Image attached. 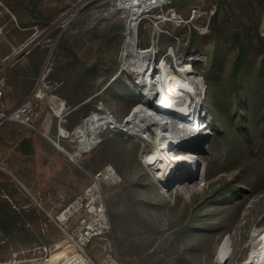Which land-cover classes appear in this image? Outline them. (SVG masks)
<instances>
[{
  "label": "rangeland",
  "instance_id": "374dc122",
  "mask_svg": "<svg viewBox=\"0 0 264 264\" xmlns=\"http://www.w3.org/2000/svg\"><path fill=\"white\" fill-rule=\"evenodd\" d=\"M117 3L118 0H0V79L7 68L13 66L16 73L31 72L40 58L43 70L57 69L61 64V68L69 71V60L76 62V59L65 57V46L68 49L85 47L97 50L96 54L108 55L109 47L105 42L98 43L104 40L97 34L107 26L116 25H123L124 33L127 21L134 16L130 10H118ZM194 6L208 13L209 28L202 36L198 25L206 18H192ZM165 9L171 11L165 18L173 20L177 26L166 22L164 28L180 43L166 35L162 37L163 43L178 48L180 54L187 53L186 59L197 62L194 69L204 78L203 105L210 136L207 138L209 150L200 156V178L191 184H172L165 193L145 163V157L153 154L148 143L141 137L135 140L125 138L123 133L113 136L103 133L96 147L79 160L83 168V189L88 186L91 174L109 164L121 178L117 184L103 190L112 225L108 238L113 244L115 262L213 264L227 237L230 252L237 258L253 233L264 227V126L259 122V111L250 115L249 124L243 125L235 106L238 98L230 93L232 97L224 98L229 104L221 99L218 103L219 117L213 113L216 112L214 98L225 86L230 89V68L238 56L236 44L246 45L249 39H255L257 30L264 36V13L256 0H174ZM143 17L146 19L139 26V39L142 46L148 47L152 43L154 23L165 18L160 10ZM120 56L121 53L119 69L122 67ZM169 60L174 64L173 57ZM249 60L248 71L241 80L247 84L256 83L257 72H264L255 49ZM121 75L134 90L124 73ZM39 81L40 78L35 83L41 86L43 80ZM122 82L95 98L97 105L101 104L117 118L129 108L127 101L119 102L116 97L119 87L121 91L124 87ZM262 92L264 82L259 84L256 95L259 103L264 104ZM139 101L138 98L136 104ZM149 115L153 119L158 117L157 113ZM41 122L40 117L34 129L12 122L0 129V166L4 168L0 169V177L11 178L19 188L22 187L14 177L23 181V175L32 176L46 166V156L41 154V149L48 146V142L38 133L39 129L36 130ZM67 125L66 122L69 131L75 128ZM22 142H26V149L21 148ZM30 144L37 154L27 157L28 149L32 148ZM145 153H148L143 158L146 167L142 162ZM39 203L44 207L45 204ZM41 215L43 219L46 217V214ZM48 229L46 236L52 232L60 239V231L53 224L48 225ZM104 243V240H95L86 248L96 264L112 263L102 248ZM248 247L251 250L249 244ZM23 252L19 254L22 259L39 255L33 249Z\"/></svg>",
  "mask_w": 264,
  "mask_h": 264
},
{
  "label": "built area",
  "instance_id": "2783aa9c",
  "mask_svg": "<svg viewBox=\"0 0 264 264\" xmlns=\"http://www.w3.org/2000/svg\"><path fill=\"white\" fill-rule=\"evenodd\" d=\"M173 1L174 0H165L161 4L157 3L148 6L142 12L143 14L141 13L142 16L138 20L139 26L146 19L143 15L149 14L152 11L160 10L164 18L165 16H169L171 11L168 9H165V11L164 7H169ZM120 2L121 0H118V3L116 4V6H118V10L125 11V9L120 8ZM207 14L208 13L205 12V10H202L200 6H194L191 10V17L196 20H203L206 18ZM129 21L130 20H128L125 25V38L122 51L129 37ZM166 22H171L172 24L175 23L173 20L168 18H165L158 24L154 23L152 27V43H150V46L148 47L142 46L143 43L139 39L138 31V56L132 59L131 64H128L129 69L127 72L123 70V67H121L119 71V74L124 73L127 79L131 82V85L140 100L139 103L131 108L129 113L122 120H119L110 111L105 110L101 104H98L95 109L90 110L88 114L83 117L78 126H76L72 131H69L64 127V124L67 122L66 116L69 112L68 109H66L65 105L56 96L50 95L48 90L41 88L39 85L19 106L11 111H5L3 110L2 104L3 82L0 79V129L9 122L19 124L28 129H34L39 117V111L35 106V103L38 102L42 104V102L47 100L48 110L58 120L56 139L50 140L55 147L59 148L69 158V160L74 163L79 164V160L82 158V155L92 151L100 142L94 143L90 140H85V143H83L81 139L75 135L81 128L93 126L100 114H104V119L102 121L101 132L98 135L99 139L100 135L103 133L108 134V136L123 133L125 138L132 137L137 140L141 137V139L144 140L140 134V130L134 129V124L137 121L134 112L138 107L146 105L147 96L150 94L153 98L148 99L152 100V102H156V104H152L154 108L157 104L160 105L166 103V100L170 97V95H168V93L162 94L161 89L168 88L169 79L167 78V80H165L166 83L160 82V84H158L153 77H162L166 79L170 72L176 71L177 67L175 60L173 64L169 60L170 56L168 54L172 52V48L175 49L176 54H180L178 48H175L171 44L166 45L162 41V37L166 35L171 38H175L178 44L180 43V40L174 37L173 33L166 31V28H164L165 24H163ZM198 27L199 34L201 36L206 34L209 28V18H206V20L200 23ZM153 43L156 45V50L151 53L147 52L153 46ZM180 55L185 58L187 57V53ZM196 64L197 62H194L193 68ZM43 78L44 75L40 77V81H42ZM155 113L158 112L155 110ZM86 135H90V132L87 131ZM150 136L153 141L158 139L153 130H150ZM160 136V140L164 141L165 139H168L166 135L160 134ZM144 141L153 148L154 152L152 142L146 140ZM165 146L169 147L167 142L165 143ZM146 154L148 153L142 155L143 164V158ZM144 166L146 167L145 164ZM0 169L4 170L1 166ZM14 179L19 183V180L15 177ZM119 181H121L119 174L114 166L110 164L91 174L88 186L80 194L75 196L67 204L63 205L58 212L54 213V215L47 214V220L40 224V231H42V233L47 231L48 225L53 224L60 231V239L53 242L49 246L34 247L33 251L37 252L39 255L33 258H20L19 254L24 253V250L16 252L11 251L8 256L4 258L0 256V264H96L86 251V248L95 240H104L106 243L103 244L102 248L107 252V258L110 259L112 262L111 264H120L115 262L112 258L114 248L112 242L109 241L108 238L111 233V224L103 194L104 187L115 185ZM21 187V189H23L33 201L34 205L40 211L44 212L41 204L29 194L23 185H21ZM248 244L245 245V250L240 253L237 258H234V254L229 252V254L224 258L219 257V259H217V256L213 264H253L250 258L251 250L249 249ZM70 250L73 251L66 255V252H69ZM60 253L62 254L60 255Z\"/></svg>",
  "mask_w": 264,
  "mask_h": 264
},
{
  "label": "crops",
  "instance_id": "0c3cea01",
  "mask_svg": "<svg viewBox=\"0 0 264 264\" xmlns=\"http://www.w3.org/2000/svg\"><path fill=\"white\" fill-rule=\"evenodd\" d=\"M99 29H102V27ZM97 35L104 40H99L98 43L105 42L104 44L109 47L108 55L104 53L96 54L97 50H88L85 47L79 48L77 46L76 49L70 47L68 49L65 46V57L69 56L68 59H76V62L69 60L68 66L71 68L68 69L69 71L66 70V67H63L64 65L61 68V64L58 65L57 69L46 68L43 70L41 58L37 60L32 71L26 74L24 71L14 72V66L7 68L2 76L4 84L2 88L3 110L7 111L19 106L38 86L35 82L41 75H44L43 83L39 86L48 90L50 95L56 96L65 105L69 111L66 116L67 127L74 128V126L76 127L81 123L83 117L90 110L96 108L95 98L98 95L114 88L116 84L119 85L123 81L124 87L122 91V87H119L120 92L116 97L119 102L121 99L127 101L129 108L118 118L122 120L138 99L136 92L134 93V90L128 87L126 80L121 77V73L119 74L118 55L122 52L123 47V25L107 26L105 30ZM1 68L3 67L1 66ZM45 81L47 84H45ZM35 106L39 111L38 120L40 117L42 118L40 127L36 130L39 129L38 133L48 142V146L41 149V154L46 156V166L38 173L33 172L32 176L26 177L23 175V181H19L18 184L25 186L30 195L38 202L45 204L43 214H46V218H48L47 214H54L55 210L58 212L63 205L70 202L84 190L83 168L80 162L77 164L70 161L51 142L50 139H56L57 136L58 120L48 110L47 100L42 104L36 102ZM30 146L32 145L30 144ZM28 150L27 157L37 154L33 146ZM21 151L23 152V149ZM57 240L55 239V241Z\"/></svg>",
  "mask_w": 264,
  "mask_h": 264
},
{
  "label": "bare ground",
  "instance_id": "6f19581e",
  "mask_svg": "<svg viewBox=\"0 0 264 264\" xmlns=\"http://www.w3.org/2000/svg\"><path fill=\"white\" fill-rule=\"evenodd\" d=\"M164 1L121 0L120 8L125 11L130 10L134 15L129 19V37L121 54L122 67L125 72L129 69L128 64H131L132 59L138 56V20L142 16V12L148 6L161 4ZM155 50L156 45L153 43L147 52L151 53ZM168 55L175 60L176 71L170 72L166 79L156 78L154 75L153 78L158 84L166 83L165 80L169 79L168 88H162L161 93H168L170 97L166 103L157 104L154 108L152 104H156V102L148 99L153 98L150 94L147 96L146 105L138 107L134 112L137 118L134 129L140 130L144 140L151 141L154 146L153 154L145 157V163L165 193L171 189L172 184L176 185L180 182L191 184L196 181L195 176L198 163L201 161L200 156L208 152L207 138L210 136L203 105V95L206 91L204 78L193 68V60H187L184 56L176 54L174 48ZM155 110L158 112V117L153 119V116L149 114L155 113ZM103 119L104 114L98 115L93 126L81 128L75 135L83 143L85 140L98 143ZM150 130H153L157 136L156 141L150 138ZM87 131L90 132L88 136L86 135ZM160 134L166 135L168 139L160 140ZM166 142L169 147L165 146ZM249 246L251 247L252 263L264 264V227L255 231ZM230 248V240L227 237L220 247L217 259L226 257Z\"/></svg>",
  "mask_w": 264,
  "mask_h": 264
},
{
  "label": "trees",
  "instance_id": "16d2710c",
  "mask_svg": "<svg viewBox=\"0 0 264 264\" xmlns=\"http://www.w3.org/2000/svg\"><path fill=\"white\" fill-rule=\"evenodd\" d=\"M256 2L261 12L264 13V0H256ZM260 20L262 21V19ZM236 46L238 56L230 68L231 84L229 87L231 90L225 86L223 92L217 95L218 98H214L216 112L213 113L219 117L220 107L218 103L220 99L229 104L224 98L226 96L232 97L230 93H234L238 98L235 106L243 125L249 124L250 115L259 111V113L257 112L261 117L259 122L264 126V104L259 103V96L256 99L259 84L263 85L264 82L263 70L257 72V77L254 79L256 83L247 84L245 81H241L242 75L248 71L249 58L254 49L260 55V63L264 66V36L257 30L255 39H249L246 45L240 43ZM256 85H258L257 89ZM261 96H264V92ZM21 147L26 149V142H22ZM41 214L43 212L34 205L30 197L11 178L0 177V256L2 258H4L3 255H8L11 251L28 250L36 246H49L55 241L56 236L52 232L46 236L39 230L40 224L47 220L46 217L43 219ZM48 231L49 229L46 232ZM72 251L66 252V255Z\"/></svg>",
  "mask_w": 264,
  "mask_h": 264
},
{
  "label": "water",
  "instance_id": "95a60500",
  "mask_svg": "<svg viewBox=\"0 0 264 264\" xmlns=\"http://www.w3.org/2000/svg\"><path fill=\"white\" fill-rule=\"evenodd\" d=\"M200 163H201V162L198 163V168H197V173H196L195 179H199V178H200V176H199V171H200L199 166H200ZM196 181H197V180H196ZM194 183H195V182H194Z\"/></svg>",
  "mask_w": 264,
  "mask_h": 264
}]
</instances>
